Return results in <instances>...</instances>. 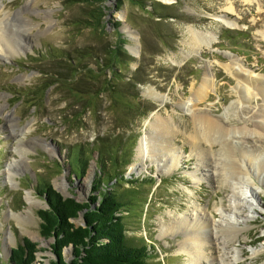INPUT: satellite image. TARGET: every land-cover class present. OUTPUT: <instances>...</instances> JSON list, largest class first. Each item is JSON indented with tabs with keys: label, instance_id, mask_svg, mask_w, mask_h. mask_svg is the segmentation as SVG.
Instances as JSON below:
<instances>
[{
	"label": "rangeland",
	"instance_id": "obj_1",
	"mask_svg": "<svg viewBox=\"0 0 264 264\" xmlns=\"http://www.w3.org/2000/svg\"><path fill=\"white\" fill-rule=\"evenodd\" d=\"M96 1L103 11L98 30L81 29L76 24L77 17L90 16L91 8L86 4L70 5L64 0H0L2 12L16 19L14 23L23 25L26 30L33 23L27 43L21 41L23 48L11 56L0 57V261L9 264L12 250L29 239L39 249L33 264H52L56 258L52 250L54 237L41 233L39 216V211L49 208V203L39 188L49 184L64 197L89 201L96 194L93 187L97 179L105 178L100 171L102 159L109 171L122 173L119 179L123 184L113 180L106 185L133 190L134 214L128 235L136 241H140V237L146 240L154 264H190L179 247L191 230L178 226L180 218L191 215L195 201L205 209L206 216L217 222L221 214L216 208L224 205L230 208L231 187L229 178L212 170L213 162L212 166H206L209 165L206 159L202 163L195 157L200 155L192 150L193 147L199 149V145L190 139L195 111L188 112L180 105L195 94L204 72L210 70L213 84L207 98L200 101L197 113L206 112L218 118L227 116L231 128L256 127L259 114L264 113V93L259 89V80H264V0ZM24 17L32 22L28 20L26 25L22 22ZM221 18L236 24L230 25ZM188 27L211 32L214 41L184 58L182 52L188 48L189 40L187 43L186 40L190 36ZM120 33L126 41L125 52L130 55L122 56L130 71L127 74L132 75L137 66L140 67L137 76L142 80L137 84L140 102L135 98L137 93L133 87L128 85L122 90L128 81L110 84L119 89V93L101 92V85L93 86L87 75H82L77 84L66 83L75 90L63 92L56 84L46 87L57 79L55 72L66 73L67 77L76 73L67 69L71 59H77L71 65L80 71L85 65H96L98 57L104 58L105 50L115 43ZM85 51L93 52L94 56L79 57ZM129 57L136 60L128 61ZM233 66L237 67L231 71ZM102 67L103 72H110L104 70L105 65ZM239 69L254 81V86H249L250 92L255 94L252 98L247 91L246 94L241 91V85L249 81L239 80L235 74ZM44 72H47L46 77ZM147 88H154L165 96V103L160 104L148 96ZM134 107L140 108L139 116ZM118 113L126 115V119L115 120ZM153 114L161 118L173 116L177 126L173 146L183 159L176 169H162V163L150 158L137 169L132 168L141 161L137 147ZM26 126H30L29 131H23ZM262 136L264 139V134ZM20 139L24 141L26 153L19 148ZM249 139L254 140L247 143L251 148L264 146L257 137ZM220 142H214L209 151L212 159L219 157L215 154ZM100 147L104 152L99 151ZM235 149L233 156L240 158L241 150ZM81 151L82 159L89 155L87 167L84 174L73 175L68 159ZM192 151L195 155L190 157ZM121 154L124 156L117 161ZM17 159L21 162L13 164L14 179H9L8 164ZM220 159L222 161L223 157ZM255 174L251 177L258 191L261 183ZM133 179L137 182L132 183ZM62 182L63 189L58 185ZM102 186L105 188L104 184ZM29 189L39 201L32 205V214H29L26 199ZM259 195L258 214L252 215L240 240L229 243L243 250L237 264H264V251L257 255L252 253L253 249L264 245V190ZM147 198L140 225L137 216ZM15 212L21 219L13 215ZM188 219L189 224L196 223L193 218ZM162 220L167 231L161 227ZM75 222L79 225L83 220L80 217ZM211 246L207 245L202 253L217 255L213 249L211 253ZM64 253L66 258L70 257L69 249Z\"/></svg>",
	"mask_w": 264,
	"mask_h": 264
},
{
	"label": "bare ground",
	"instance_id": "obj_2",
	"mask_svg": "<svg viewBox=\"0 0 264 264\" xmlns=\"http://www.w3.org/2000/svg\"><path fill=\"white\" fill-rule=\"evenodd\" d=\"M2 7L4 8V4ZM2 11L3 9L0 8V57H8L13 55L14 52H19L23 48L21 41L27 43L28 36L30 38L32 32L33 23L30 24L26 30L23 25L14 23L16 19H11L10 14ZM221 19L230 25L236 24V22L229 20L228 18ZM28 20L31 21L30 18L24 17L22 22L28 25ZM187 29L190 36L186 40V43L189 40L187 43L188 48L182 52V57L184 58L201 48L202 45L210 46L214 41V36L211 32L202 31L197 27L196 29L194 27H188ZM234 67L235 66L230 68L231 71H234L237 66ZM209 71L210 70H206L204 72L202 82L196 89L195 94L187 99V101H183L180 106L188 112L195 111V113H192L194 127L193 130L190 131V139H193L199 145V149L193 147L192 150H195L200 155L196 156L192 151L189 156L191 157V155H195L198 161H201L202 163H204V160L206 159L207 162H209V165L206 166H212L211 163L213 162L214 166H212V170L218 172L220 176H224L227 179L229 178V187H231V194H229L231 195L229 202L230 208H225V205L223 207H217L216 211H219L221 218L215 222V219H211L208 215L206 216L205 209L200 207L199 203L194 201L190 211L191 215H183L178 223L179 227L191 230V232L188 231L186 234L187 239L179 249L181 253H184L187 256L186 260L189 261L190 264H237L243 256V250L238 249L237 246H230L229 243L232 241H239V236L242 231L248 227L252 215L258 214L261 203L259 192L261 193V190H264V180L261 179L264 178V146L262 145L263 147H259L255 145L253 146L255 148H251L247 144L248 142L254 141L249 139L252 137H257L259 141L264 142L262 136L264 134V113L261 115L259 114V116L257 115L260 118L256 120V127L254 129L249 128L248 126L231 128V122L226 119L227 116L224 118H218L206 112L203 114L197 113L196 109L200 101H204L207 98L208 91L213 84V78ZM235 74H237L239 80L247 79L249 81L241 85V91L243 93L247 91L249 98L254 97L255 94L250 92L249 89V86H254V81L251 80L252 77H248V75H246L244 71H240V69L239 71H236ZM259 81L261 82V87L259 89L264 93V80L260 79ZM146 94L160 104H163L166 101L164 98L165 96L154 88H147ZM148 124V129L144 131L137 147V157L141 158V161L139 162L138 160V162L133 164L132 168L137 169L140 165L144 164L145 159L150 158L153 162L162 163V169L163 167L167 170L176 169L183 159L182 156H180L179 150L173 146V139L177 135V126L174 124L173 116L170 118H161L160 116L153 114L152 119L149 120ZM29 130L30 126H26V129L23 131ZM22 133L25 135V132ZM234 137H236L237 140L243 138L245 141H242L243 139L235 141L233 139ZM219 141H222L220 142L221 146L217 154H215L219 155V157L212 159L210 152L212 151V147H214V142ZM207 145H209L208 150ZM19 148L26 153L23 139H20ZM235 148L239 151L241 150V156L237 154L240 158L233 156L236 154ZM252 150L256 151L251 153ZM248 152L250 154H248ZM220 156L223 157L224 161H221ZM234 158L236 162L234 161ZM215 161H217V163H215ZM20 162L21 161L17 159L14 163L8 164L7 173L9 179L13 178V164H20ZM220 163L221 166L218 167V164ZM254 172L258 173L255 174ZM254 174L261 183V186L258 187L261 190H256V183L251 177ZM58 185L60 188H64L63 182ZM33 196L32 190L29 189L26 192V199L30 205L29 214L33 213L32 205L39 202ZM13 215L18 217V219H21L19 213L15 212ZM188 217L193 218V221H196V223H190V225ZM161 227L163 230L165 229L167 231L165 220L161 221ZM209 244L212 245L211 253L215 250V252L217 251V255L209 256V254L204 255L202 253V250ZM262 251H264V245L253 249L252 253L257 255Z\"/></svg>",
	"mask_w": 264,
	"mask_h": 264
},
{
	"label": "trees",
	"instance_id": "obj_3",
	"mask_svg": "<svg viewBox=\"0 0 264 264\" xmlns=\"http://www.w3.org/2000/svg\"><path fill=\"white\" fill-rule=\"evenodd\" d=\"M64 1L70 5L74 2L86 4L91 8L90 16L84 14L76 19V24L81 29L92 28L98 30L101 28L103 11L98 5L99 2L96 0ZM119 36L115 43L110 44L109 47L107 46L104 58L98 57L96 65H85V68L80 71L79 69L76 70L77 67L71 65L76 63L77 59H71L67 69H73L76 73L73 72L71 77H67L66 73L55 72L54 75L57 79L46 84V87L56 84V86L62 88L63 92L67 89L75 90V87L72 88L66 83L68 82L70 85L77 84L82 79V75H87L88 78H91L90 83L93 86H96V84L101 85L99 86L101 87V92L113 91L119 93V89L110 86V84L115 85L118 82L128 81L123 85L122 90L130 85L134 88L135 94L137 93L136 100L140 102L141 98L137 92V84L142 82V80L137 78L140 73V67L137 66L136 71L132 72V75L127 74L130 71L128 67H125V61L122 56L128 57L130 55L125 52L126 41L124 40L125 38H121L124 35L120 33ZM85 50H88V48H85ZM84 55L86 57L94 56L93 52L85 51L79 57ZM131 60L136 59L129 57L128 61ZM102 65H105L104 70L108 69L110 72H103ZM95 70H99V72L95 73ZM44 74V77H46L47 72H44ZM134 109L136 110L135 114L139 116L138 111L140 108L134 107ZM118 115L115 120L126 119V115L123 113H118ZM99 151L104 152L102 147L99 148ZM81 153L82 151L80 153L77 152L74 157L68 159L73 175L84 174L87 167L89 155L86 154L82 159ZM123 156V154L118 156L117 161L118 158L122 159ZM129 156H131V152ZM99 163L101 166L100 171L105 178L101 176L97 179V185L93 187L96 194L92 195L89 201H79L70 196L64 197L55 189H51L49 184L39 188L40 191L44 192L45 198L49 203V208L40 210L39 216L41 219V233L46 237H54L52 250L56 258L52 264H154L150 260L152 252L149 251L146 240L140 237V241H136L134 237L128 235L129 225L134 214L133 205L135 200L132 193L133 190H123L115 185L107 186L106 182L113 180L117 184H123L119 179L122 173L117 170L109 171L102 159ZM130 181L132 183L134 181L137 182V179ZM102 184L105 185V188ZM147 200L148 198L142 204L137 216L140 225L143 221L142 216L146 212L145 205L148 203ZM80 217L83 223L78 225L75 220ZM65 249H69V258H66ZM38 250L36 243L29 239H24L23 244L20 243L18 248L12 250L9 264H33ZM0 264L7 263L0 261Z\"/></svg>",
	"mask_w": 264,
	"mask_h": 264
}]
</instances>
